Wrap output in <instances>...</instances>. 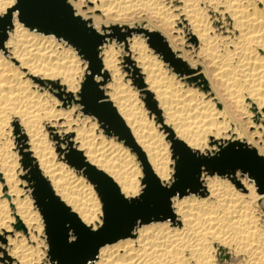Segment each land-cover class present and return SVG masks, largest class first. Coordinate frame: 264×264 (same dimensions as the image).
Wrapping results in <instances>:
<instances>
[{
	"label": "bare ground",
	"instance_id": "bare-ground-1",
	"mask_svg": "<svg viewBox=\"0 0 264 264\" xmlns=\"http://www.w3.org/2000/svg\"><path fill=\"white\" fill-rule=\"evenodd\" d=\"M65 2L74 17L98 38L96 69L89 57L67 40L26 28L18 19L16 0H0V17L11 16L10 28L0 37L7 36L4 42L12 44L3 50L6 55L0 53V83L7 72L15 71L12 60L22 66L23 57L33 52L44 54L49 72L57 63L63 67V61H67L69 65L65 73L57 71L41 78V90L58 103L44 108L40 116L29 110L26 115L30 124L23 117L19 123L9 122L0 106V233L6 253L0 255V264H58L34 200L37 183L65 206L71 205L87 226L91 215L102 206L86 176L87 170L107 175L122 189L125 182L130 187H149L152 176L171 174L170 168L174 169V161L180 157L173 147L179 133L174 134L175 125L169 126L167 121L172 116L182 119V105L191 103L189 92L203 91L206 85L212 90L207 73L201 76L190 66L203 53L214 51L209 43H232L234 33L243 31L259 43L261 38L256 33L261 30L259 21L264 20L262 0H240L238 5L232 0H154L155 7L146 15L137 7L138 0ZM122 4H132L133 10ZM220 4L224 7H218ZM172 66L177 68L173 70ZM27 71L22 79L25 87L31 82L29 76L36 79L31 75L36 68ZM60 75L67 87L63 81L56 82ZM77 76L80 80L87 77L98 86L101 96L97 104L110 109L124 136L114 133L85 105V100L81 101L77 95L80 84L73 79ZM208 103L211 106V98ZM251 104L248 107L246 102L239 115H230L213 125L215 131L210 136L203 134V125L199 130L193 129L189 143L200 149L196 154L198 172L193 168L195 183L182 182L174 189L182 188L184 201L191 198L187 214L192 213L195 201L212 197L213 189L222 202L225 197L232 202L231 197L236 196L239 206L237 184L249 199L256 201L257 213L264 206V183L258 179L254 166L243 171L241 178L242 169L233 174L230 169L207 163L213 157L246 160L247 153L264 152V107L255 97ZM224 149L227 152L220 155ZM259 169L264 176V170ZM171 200L177 206L167 216L139 214L135 222L132 217L128 219L116 239L94 240L85 253L92 256L95 252L90 264H145L138 249L141 245L150 249L145 243L148 238L141 239L140 230L162 229L164 224L175 228L184 219L177 214L184 211L179 206L180 192ZM68 231L71 233L72 228ZM17 246L22 251L17 252ZM237 251L241 250L217 243L209 264H264V253L259 248L249 249L239 259Z\"/></svg>",
	"mask_w": 264,
	"mask_h": 264
},
{
	"label": "snow or ice",
	"instance_id": "snow-or-ice-1",
	"mask_svg": "<svg viewBox=\"0 0 264 264\" xmlns=\"http://www.w3.org/2000/svg\"><path fill=\"white\" fill-rule=\"evenodd\" d=\"M213 2L215 3V0ZM239 2L240 0H232V4L238 5ZM121 6L133 10L132 4ZM137 7L142 14L146 15L149 9L155 7V2L154 0H138ZM218 7L223 8L224 5L220 4ZM47 23L52 30L58 28L69 30L84 44L98 39L90 29L84 27L79 18L74 17L70 7H65L64 0H62L60 11L49 16ZM259 23L261 30L256 33L261 38L259 43L251 40L247 33L240 31L234 33L232 43H225L223 40L215 46L209 43V48L214 47V51L211 54L203 53L200 60L190 66L201 76L207 73L212 90L209 91L206 85L203 91L189 92L188 97L191 98V103L182 105L184 111L179 114L182 119L172 116L167 121L169 126L175 125L174 134L179 133L173 147L180 153V157L175 159L174 169L170 168L171 174L166 173L162 178L152 176L149 187L136 188L135 185L130 187L125 182L122 189L107 175L96 173L95 175L99 176L103 184L108 187L109 192L102 195L97 189L100 191L99 199L103 201V204L100 211L91 215L87 226L71 205L65 206V202L48 193L51 202L50 210L61 222L62 230L57 232L56 243L67 256L65 264H86V262L90 264L95 258V252L92 256L85 253L91 248L95 238L120 218L131 216L135 222L137 215L146 210L143 206L151 204L158 209L159 213L167 216L177 206L171 200L176 196L177 191L181 195L179 206L184 209L177 214L184 216V219L177 223L175 228L164 224L162 229L140 230L141 239L148 238L145 243L150 249V251L143 249L142 245L138 249L141 257L145 258V264H209V258L215 251L217 243L226 244L228 248H239L241 251L236 252L237 259L242 255L246 256L249 249L255 251L259 248L261 253H264V206L257 213L256 201L247 197L241 185H235L240 193L239 206L235 203L236 196L231 197L232 202L228 197L223 198L222 202L213 189L212 197L194 202L190 215L187 214V206L192 203L191 198L187 201L182 199L184 195L182 188L174 191L176 185L182 183L193 168L198 172L196 154L200 149L195 143H189L192 140L193 129L199 130L203 125V134L210 136L215 131L213 125L220 124L222 119H227L230 115H239L246 102L248 107H252L253 97L258 99L264 107V20ZM5 40L7 36L0 37V53L6 55L3 50L11 48L12 44H6ZM73 42L76 41L73 40ZM23 59L25 63L22 66L15 59L11 61L15 71L7 72L3 83H0V90L3 91V95L0 96V106L9 122L19 123L20 118L23 117L26 123L30 124L26 115L29 110L34 115L40 116L44 108L58 103L41 90V78L57 71L65 73L69 65L67 61H63V67L57 63L56 67L49 72L50 65L45 61L43 53L33 52L31 56H25ZM30 68H36V71L31 73L36 79L31 80L29 76L31 82L25 87L22 79L23 76L28 75L27 70ZM73 79L80 84L77 95L81 101L88 98L94 101L100 99L101 93L97 91L98 86L90 83L89 78L80 80L77 76ZM62 81L67 87V81H64L63 75L57 76L56 82ZM217 93H219L218 96ZM209 98H211V106L208 103ZM43 119L41 116V120ZM228 122L231 123V120ZM8 126L9 124L6 123L5 129ZM226 152L227 149H224L220 155ZM245 156L246 160L213 157L207 163L230 169L233 174L236 169H242L241 178H243V171H247L249 166H258L264 170V152L247 153ZM195 179L193 176V183ZM219 183L223 185L224 181L220 180ZM65 223L72 228L71 233L67 227H64ZM157 231H159L158 236ZM257 238H259L258 243H255ZM16 243L19 245V242ZM4 247L3 234L0 233V255H6L3 251ZM19 251L22 249L17 246V252ZM12 255L15 256V254Z\"/></svg>",
	"mask_w": 264,
	"mask_h": 264
},
{
	"label": "water",
	"instance_id": "water-1",
	"mask_svg": "<svg viewBox=\"0 0 264 264\" xmlns=\"http://www.w3.org/2000/svg\"><path fill=\"white\" fill-rule=\"evenodd\" d=\"M16 1H17L16 10L18 12V19L26 28H28L31 31L42 32L44 34H53L58 38L67 40L69 43L73 44L75 48L85 53L89 57V60H90V63L93 69H96L98 67V63L96 62V59H95L96 48L99 43L97 39L94 40L91 48L88 50L85 47L84 43L80 39H77L76 36L73 33H71L69 30L64 29V28H58L56 30H52L51 26L47 23V18L49 16L60 11L62 0H16ZM64 3H65V7H67L65 0H64ZM10 17H11L10 15L0 17V36L5 34L7 30L10 28V25H11ZM73 40H75L76 42L74 43ZM95 104L97 105L96 101H95ZM99 107H102V106H99ZM93 111L97 112L101 116V114L98 111L96 110H93ZM109 116L119 126L118 121L112 115L109 114ZM109 123L112 127L113 126V124H111L112 122L109 121ZM112 129L114 128L112 127ZM114 133H118V132L114 129ZM196 163L198 165L200 164L197 161ZM96 173L97 172L93 170H87L86 176L88 180L91 182V184L94 186L98 196H100V191L102 195L104 193L107 194L109 192L108 187L103 184L99 176L95 175ZM97 189H99L100 191H97ZM48 193H49V190H47L46 187L40 184V182L37 183V193L35 196V202L46 224V233L48 236L51 253H53L55 258L57 259L58 264H65V256H64L65 253L56 243L57 232L62 230L61 222L58 218H55L53 216L50 210L51 202H50ZM101 202L103 204V201ZM128 218L123 223L120 222L119 219L116 220L111 227L106 228L104 232L100 233V235L95 238V240L102 241L103 239H106V238L116 239L115 235L117 234V232L121 230L123 224L128 221ZM64 227L69 228L70 226L65 223ZM102 243L103 242L97 244L95 247H98Z\"/></svg>",
	"mask_w": 264,
	"mask_h": 264
},
{
	"label": "rangeland",
	"instance_id": "rangeland-1",
	"mask_svg": "<svg viewBox=\"0 0 264 264\" xmlns=\"http://www.w3.org/2000/svg\"><path fill=\"white\" fill-rule=\"evenodd\" d=\"M93 42H94V40L93 41H91L90 43H88V44H84L85 45V47L89 50L90 48H91V46H92V44H93ZM172 68H173V70L175 69V68H177V66H172ZM90 83H92V82H90ZM134 86V85H133ZM96 102H97V100H96ZM85 105L89 108V109H92V110H96V111H98L100 114H101V116L103 117V118H105V119H103L97 112H95V113H97L98 114V116L100 117V119H102V121L104 122V123H106L107 124V126L110 128V129H112V127L120 134V135H122V136H124V131H123V129H122V127H121V125L119 124V122H118V124H119V126L117 125V123H115L112 119H111V117L109 116V114H111L112 116H113V114H112V112L110 111V109H107L108 110V112H109V114H108V112H107V110L105 109V108H103V107H99V106H97L96 104H95V101L92 99V98H88V99H85ZM146 108L148 109L149 108V106H146ZM149 111V110H148ZM150 112V111H149ZM114 117V116H113ZM115 118V117H114ZM111 121L112 123L111 124H113V126L111 127V125H110V123H109V121ZM116 119V118H115ZM117 120V119H116ZM121 128V129H120ZM114 129H112L113 131H114ZM73 160H76V158L75 157H71ZM224 159L223 157H220L219 159ZM227 158H230L229 156H227ZM231 159V158H230ZM233 160H237V159H233ZM254 171H255V173H256V175H257V177H258V179L260 180V182H263L264 183V176H263V174L261 173V171H260V169L258 168V167H256V166H254ZM193 170L194 169H192V171H191V173H190V175L189 176H187L186 177V179L183 181V182H191L192 181V176H193ZM192 174V175H191ZM41 184V183H40ZM37 193V192H36ZM35 196H36V194H35ZM35 196H34V198H35ZM35 200V199H34ZM37 206V205H36ZM143 206V205H142ZM143 207H145V211L142 213V214H151V213H159L158 212V209H156V208H154V206L153 205H151V204H148V205H146V206H143ZM128 217H125V218H120L119 219V221L120 222H124L126 219H127ZM131 218V216H129V218L128 219H130ZM126 223V222H125ZM124 223V224H125ZM123 224V225H124ZM65 256V262H66V259H67V256H66V254L64 255Z\"/></svg>",
	"mask_w": 264,
	"mask_h": 264
},
{
	"label": "clouds",
	"instance_id": "clouds-1",
	"mask_svg": "<svg viewBox=\"0 0 264 264\" xmlns=\"http://www.w3.org/2000/svg\"><path fill=\"white\" fill-rule=\"evenodd\" d=\"M71 149H69V151H70Z\"/></svg>",
	"mask_w": 264,
	"mask_h": 264
}]
</instances>
